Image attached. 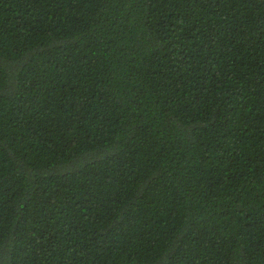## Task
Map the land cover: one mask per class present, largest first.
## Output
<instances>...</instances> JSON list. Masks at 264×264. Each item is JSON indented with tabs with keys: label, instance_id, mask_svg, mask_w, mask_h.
<instances>
[{
	"label": "trees",
	"instance_id": "1",
	"mask_svg": "<svg viewBox=\"0 0 264 264\" xmlns=\"http://www.w3.org/2000/svg\"><path fill=\"white\" fill-rule=\"evenodd\" d=\"M0 264H264V0H0Z\"/></svg>",
	"mask_w": 264,
	"mask_h": 264
}]
</instances>
